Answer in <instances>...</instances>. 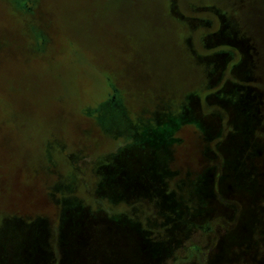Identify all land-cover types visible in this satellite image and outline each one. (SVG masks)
Returning <instances> with one entry per match:
<instances>
[{
	"label": "rangeland",
	"instance_id": "rangeland-1",
	"mask_svg": "<svg viewBox=\"0 0 264 264\" xmlns=\"http://www.w3.org/2000/svg\"><path fill=\"white\" fill-rule=\"evenodd\" d=\"M0 264H264V0H0Z\"/></svg>",
	"mask_w": 264,
	"mask_h": 264
}]
</instances>
